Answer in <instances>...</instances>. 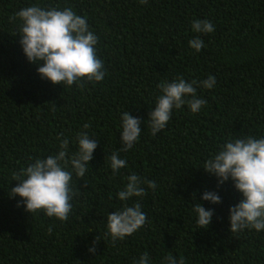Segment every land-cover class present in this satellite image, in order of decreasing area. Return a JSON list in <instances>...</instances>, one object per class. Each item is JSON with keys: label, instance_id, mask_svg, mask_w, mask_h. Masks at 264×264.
<instances>
[{"label": "trees", "instance_id": "obj_1", "mask_svg": "<svg viewBox=\"0 0 264 264\" xmlns=\"http://www.w3.org/2000/svg\"><path fill=\"white\" fill-rule=\"evenodd\" d=\"M33 4L71 7L87 19L99 38L103 81L61 87L40 78L21 50L20 21L13 19ZM194 19L215 27L202 36L200 52L188 44ZM209 75L216 86L197 90L205 107L198 114L186 105L174 109L166 128L153 136L146 120L157 85ZM123 111L141 119L142 133L120 153L127 166L113 174L109 157L121 147ZM82 131L98 143L85 176L73 177L68 220L17 206L19 198L8 193L19 169L29 158L58 152L61 139L76 151ZM233 135L264 136V0H0V264H134L145 251L153 264L168 253L186 264H264V232L228 230V208L240 194L231 181L218 185L202 168ZM131 173L157 187L141 200L145 225L112 241L106 218L121 206L116 193ZM205 191L219 192L222 202L201 200ZM196 202L214 209L207 229L195 223Z\"/></svg>", "mask_w": 264, "mask_h": 264}, {"label": "clouds", "instance_id": "obj_2", "mask_svg": "<svg viewBox=\"0 0 264 264\" xmlns=\"http://www.w3.org/2000/svg\"><path fill=\"white\" fill-rule=\"evenodd\" d=\"M148 0H139L141 5ZM13 19H19V44L26 60L36 66L41 79L52 85L79 86L83 81L101 82L106 76L104 62L98 57L96 46L98 36L90 29L87 19L78 15L71 7H42L36 4L20 9ZM215 30L207 19H194L191 31L194 36L188 44L200 52L205 43L202 36ZM216 77L188 81L183 77L165 80L157 85L159 95L155 107L147 117L151 134L163 131L171 119L173 110L185 105L192 114H198L207 104L206 99L197 95L199 88L212 89ZM89 125L85 124L87 129ZM141 119L130 111L120 114L119 142L121 147L109 157L113 174L127 166L120 158L121 152L133 148L141 137ZM98 141L82 131L76 138V151H69L68 139H61L58 152L46 157L29 158L26 166L14 175L15 186L10 188L9 198L17 200L28 213L40 212L49 218L67 221L72 210L74 191L73 177L83 178L93 159ZM204 171L217 180L218 185L231 181L240 194L238 203L228 208L229 232L241 234L245 231L264 232V136H236L228 138L203 164ZM154 181L131 173L125 177L123 188L116 197L121 206L108 213L106 235L112 241L125 240L138 232L147 222V214L141 203L147 190L154 191ZM200 199L211 205H219V192L205 191ZM198 229H207L212 222L214 209L205 208L196 202L193 208ZM51 232V228H49ZM92 241L88 252L94 254L96 243ZM134 264H153L147 251ZM161 264H186L183 257L168 253Z\"/></svg>", "mask_w": 264, "mask_h": 264}]
</instances>
